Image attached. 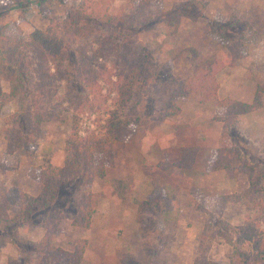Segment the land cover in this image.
<instances>
[{
	"label": "rangeland",
	"instance_id": "obj_1",
	"mask_svg": "<svg viewBox=\"0 0 264 264\" xmlns=\"http://www.w3.org/2000/svg\"><path fill=\"white\" fill-rule=\"evenodd\" d=\"M20 1L26 4L20 8H3L7 9L8 13L0 19V23H16L11 25V34L22 36L27 41L30 40V34L35 28L47 29L58 22L63 26L65 19L74 13L76 8L86 9L93 1L101 2L102 7H108V13L114 15H120L124 10L128 11L131 3L137 5L141 2V0H45L39 7L35 0L29 2L13 0L12 4ZM183 1L188 0H152L150 8L145 11L149 12L150 16L155 15ZM195 1H198V8L201 4L205 8V16H200L197 21L183 18L177 32L170 36L166 35L161 26L154 23L142 29L135 22L139 39L149 48L154 58L158 61L171 60L174 79H184L193 69L189 54L191 47L208 56L217 55V58L225 63V59L230 55V49L222 44L219 35L229 36L233 38L230 45L240 52L236 66L244 61V68H240L239 76L246 74L245 77L252 79L257 86L264 84V0ZM214 24L213 29L211 25ZM102 33L108 37L110 30L104 27ZM118 39L121 40V37L116 36V41ZM90 40L92 38L84 39L82 36L76 38L71 46L72 60L70 65L68 61L66 68L70 71L71 77L67 80L76 85L74 90L78 91L81 97L88 96L95 101L92 91H96L98 85L104 84L105 80L100 78L98 85L93 86L88 85L86 79L82 84L74 70L77 58L80 60L81 57L78 49L84 50ZM72 42L71 38L70 43ZM104 61L101 59L99 62ZM107 65L109 67L111 62ZM227 65L229 64L221 69ZM98 66L97 63L93 64L95 68ZM171 81L172 78L168 86L160 88L167 100L172 92L176 91L175 82ZM65 82H60L61 92L65 89ZM2 86L4 90H9L5 80L2 81ZM102 93H106V89ZM114 95L115 93H112V96ZM144 95L145 98L139 97L140 94L136 96L128 114L140 122L135 121L137 124H131L124 137L116 142L115 163L106 166V176L96 177L84 192L80 180L61 185L59 201L61 204H71V208L69 213L64 212V218L59 222L52 245L54 248L59 246L73 250L79 239H87L88 246L82 264H239V253L223 237L216 236V222H211L209 213L198 206L201 201L198 197L200 195V198H205L202 202L210 204L218 195H235L224 206L221 204L220 208L215 209L218 211H215L216 216L233 225H243L249 232L254 228L255 232L259 233L264 230V196L261 206L250 198V183L245 188H236L234 181L221 192L204 191L198 187H191L188 190L186 178L175 172L179 171L175 169L181 168L176 162L181 157L182 146L186 145L180 143L184 132L175 134L174 130L184 124L176 123L175 117L165 116L157 102L151 99L153 94L150 98L147 97V89ZM262 99L264 102V94ZM182 100L186 99L179 101ZM150 101L152 102L149 103ZM210 102L214 107L218 106L216 101ZM183 105L184 102L181 109ZM18 106L19 102L13 101L3 107L1 119L15 112ZM219 111L218 107L214 116L219 115ZM96 117L97 112H92L89 106H85V112L82 114L83 134L88 128H96ZM66 120V123L45 122L42 136L32 143L29 152L20 150L12 155H6L5 139L0 136V218L1 224L9 225L10 228L7 234L9 240L5 242L0 237V264H17L18 259L22 264H30L26 256L27 240L37 243L46 233L42 224L21 225L25 220L24 210L27 205L23 204L26 197L21 194L27 193L37 197L42 192V184L33 176L34 169L45 165L48 158L55 164L63 163L65 140L71 129L69 126L71 120L69 118ZM218 122L221 123L224 137L214 149L224 145L239 146L245 160L255 166L256 178L261 180L259 187L264 192V147H260L249 138H244L237 122L226 129L222 121ZM178 154L179 157L175 156ZM102 162H108L106 156L102 157ZM222 171L226 172L227 177L238 176H231L226 170ZM246 175L248 177V174ZM179 180L181 182L177 183ZM87 194L97 195L98 200L91 227L84 228L73 223L72 215H76L77 211L72 205L76 200L82 202L84 195ZM255 196L256 194L253 196L254 199ZM259 201L261 199H257V202ZM111 212L117 216L109 218ZM171 212L176 214H169ZM1 228L0 225V230ZM37 230L39 232L42 230L40 236ZM32 231L36 233L30 235ZM10 234L23 244L21 254L11 242ZM257 235L259 237L260 233ZM240 242L241 248L247 250L248 242ZM252 262L256 261L248 264Z\"/></svg>",
	"mask_w": 264,
	"mask_h": 264
},
{
	"label": "trees",
	"instance_id": "obj_2",
	"mask_svg": "<svg viewBox=\"0 0 264 264\" xmlns=\"http://www.w3.org/2000/svg\"><path fill=\"white\" fill-rule=\"evenodd\" d=\"M44 1L35 0V3L40 7ZM12 2L13 0H0V19L8 13V10L3 8H20L26 4L20 1L14 5ZM151 2L152 0H141L137 5L131 3L128 11L114 15L108 13V7H102L101 2L93 1L86 9L76 8L75 12L65 19L63 26L58 22L47 29L35 28L29 41L22 36L11 34V25L16 23H0V115L7 104L19 102L15 112L3 119L0 116V136L5 139V154L12 155L20 150L29 152L32 143L42 136L45 122L66 123V119L71 120L70 133L65 140L63 163L58 165L48 158L45 165L34 169L33 176L42 184V192L37 197L27 193L21 194L26 197L23 204H27L24 210L25 220L21 225L42 224L46 229L39 242L27 240L26 256L30 264H82L88 246L87 239H79L73 250L59 246L54 248L52 245L64 212L69 213L71 208V204L60 203L58 193L61 185L71 184L76 180L82 182L84 192L96 177L106 176V166L115 163L116 142L124 137L131 124L140 122L128 114L138 94L141 98L146 97L145 89L147 97L150 98L153 94L151 99L157 102L161 112L168 117L181 114L182 109L178 103L180 99L193 98L200 103L216 101L220 111L219 115L213 118L222 121L225 129L231 128L239 116L263 107L264 84L257 86L252 102L219 97L221 84L217 77L218 70L227 63V66L235 67L237 59L240 58L239 50L230 45L233 38L229 36L219 35L222 44L230 49L225 63H222L217 55L208 56L191 47V73L184 79H174L172 61L156 60L149 48L139 39L137 26L144 29L154 23L161 26L166 35L170 36L177 32L183 18L197 21L200 16H205V8L202 4L198 8V1L188 0L150 16L145 10L150 8ZM141 12L143 16L140 15ZM214 26L215 24L211 25L213 29ZM104 27L110 30L108 37L102 33ZM81 36L92 40L84 50L78 49L81 57L80 60L77 58L74 70L80 83L83 84L84 80L88 79V85L95 86L100 78L105 80L104 84L98 85L96 91H92L95 101L88 96L81 97V94L74 90L76 85L67 80L71 78L70 71L66 68L68 61L70 65L72 60L71 46L76 38ZM116 36H120L121 40L116 41ZM101 59L105 61L99 62ZM108 62H111L109 67ZM94 63L99 65L98 68L93 67ZM171 78V82H175L176 91L172 92L167 100L160 88L168 86ZM3 80L8 83L9 90L3 89ZM63 81H66L65 89L61 92L60 82ZM104 89L106 93H102ZM112 93L115 95L112 96ZM85 106H89L92 112H97V117L96 128H88L83 134L82 114L85 112ZM198 152V146H182L181 157L176 164L192 168ZM103 156L107 157L108 162H102ZM206 169L226 170L231 176L248 174L250 198H253L255 203L262 204L264 192L259 187L261 180L256 178L255 166L245 160L239 146L224 145L214 149ZM233 196L235 195H218L217 199L209 204L202 202L205 198L202 199L199 195L198 200L201 201L198 206L209 213L211 222H216V236L223 237L237 250L241 259L239 264L264 262V230L259 232L258 237L259 233H256L254 228L249 232L243 225L236 226L216 216L218 211L215 209L221 204L224 206ZM257 199L261 201L257 202ZM97 200V195L87 194L82 202H74L72 208H75L77 214L72 216L76 226L91 227ZM1 221L2 218L0 237L6 242L9 240L7 234L10 228L9 225L1 224ZM10 237L21 254L23 244L13 234H10ZM240 241L248 242L247 250L241 248ZM16 263L22 264L20 259Z\"/></svg>",
	"mask_w": 264,
	"mask_h": 264
},
{
	"label": "crops",
	"instance_id": "obj_3",
	"mask_svg": "<svg viewBox=\"0 0 264 264\" xmlns=\"http://www.w3.org/2000/svg\"><path fill=\"white\" fill-rule=\"evenodd\" d=\"M243 62L236 67L226 66V68H223L218 72V80L221 82L219 90L220 98L232 97L241 101L252 102L257 89V84L252 82V79L250 80L249 78H246V74L245 76H239L240 68H244ZM225 77L228 79H225ZM182 102H184L185 107L183 105L181 114L175 116L174 120L176 123L184 125L180 126L178 129L176 128L177 130L175 129L176 132L174 130V133L179 134L184 132L181 135L183 139L181 140L180 138V143L182 145L199 147L197 159L192 168L181 167L175 169L179 170L175 172H178L180 176L183 175L186 178V186L188 190H190L191 187H198L204 191L212 190L221 192L226 186L232 184L233 181L234 187L236 188L247 187L250 182L246 174L241 173L238 176L231 178L227 177L225 171L218 170L210 172L206 169L208 160L212 156L211 151L221 143L224 137L221 123L213 118L218 106L214 107L210 101L200 103L191 98L179 102L181 103L180 106H182ZM236 122L242 131V136H244V138H249V140L255 141V143L259 144L260 147H264V104L263 107L255 111L239 116ZM177 152L179 153L180 151L178 150ZM175 156L179 157V154ZM180 180L177 181V183H180ZM152 187L154 188V186ZM153 188L151 190H153ZM162 198L164 199V197ZM169 214L176 213L171 212ZM115 216L117 215L111 212L109 218H114ZM41 231L42 230H40V232ZM36 232L37 234L39 233L40 236L39 230ZM36 232L32 231L30 235L35 234ZM251 264L260 263L252 262Z\"/></svg>",
	"mask_w": 264,
	"mask_h": 264
}]
</instances>
